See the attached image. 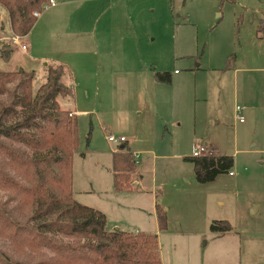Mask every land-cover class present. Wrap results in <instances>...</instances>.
Listing matches in <instances>:
<instances>
[{
	"label": "rangeland",
	"instance_id": "rangeland-1",
	"mask_svg": "<svg viewBox=\"0 0 264 264\" xmlns=\"http://www.w3.org/2000/svg\"><path fill=\"white\" fill-rule=\"evenodd\" d=\"M137 1V19L106 25L129 39L123 45L128 57H121V69L110 74L109 82L87 81L84 73L92 72L94 79L103 75L102 54L84 56L83 61L68 48L84 43L78 42L79 32L88 27L78 19L58 31L40 25L31 31L35 42L47 40L62 59L72 61L75 102L72 95L61 96L60 102L76 107L73 197L107 209L110 220L133 208H154L146 217L155 219L146 225L158 235L163 263L171 257L174 264L173 253L183 248L191 252L188 259L198 258L199 251L203 264H264V0ZM52 7L42 8L38 18ZM2 13L6 9L0 4V45L14 32ZM53 36L59 43L62 37L68 39L57 46ZM103 47L97 42L91 50ZM51 49L43 51L54 53ZM7 65L0 60V68ZM155 70H169L174 78L159 85ZM109 133L123 134L138 152L130 190L113 186L111 157L119 142L109 141ZM198 143L208 145L211 153L231 155L232 173L198 181L188 158ZM116 191H121V200ZM155 201L166 214L164 229L157 225ZM254 202L260 203L256 212L250 210ZM216 219L228 220L230 233L218 236L212 231L210 223ZM1 240L6 242L1 248L12 254V245ZM233 249L234 256H229Z\"/></svg>",
	"mask_w": 264,
	"mask_h": 264
},
{
	"label": "trees",
	"instance_id": "trees-1",
	"mask_svg": "<svg viewBox=\"0 0 264 264\" xmlns=\"http://www.w3.org/2000/svg\"><path fill=\"white\" fill-rule=\"evenodd\" d=\"M46 0H0L11 29L26 35ZM14 45H0V58L9 62ZM46 76L36 88L35 71L0 68V264H162L157 233L109 229L103 211L79 202L72 192V161L78 147L77 118L62 108L59 96L71 95L64 81L68 67L47 62ZM154 76L170 82L169 70ZM83 153V152H82ZM198 181L212 180L231 170L233 157L205 154L188 157ZM134 152L124 143L112 152L115 190L131 189ZM6 194V197L4 195ZM160 229L164 209L156 202ZM216 233L232 230L226 219L212 220ZM24 248V250H23Z\"/></svg>",
	"mask_w": 264,
	"mask_h": 264
},
{
	"label": "crops",
	"instance_id": "crops-1",
	"mask_svg": "<svg viewBox=\"0 0 264 264\" xmlns=\"http://www.w3.org/2000/svg\"><path fill=\"white\" fill-rule=\"evenodd\" d=\"M106 2H108V4H105ZM51 6L53 7L49 9L50 11L48 10L49 12L47 13L46 16L45 15L42 16L43 17L42 19L38 18V16L36 17V22L30 29V32L23 36V41L27 43V48L24 49L20 47L19 45H15L17 46V48L13 51V54L6 68L17 69V68L23 67L29 70L33 69L35 71V77H34L33 83H34V87L36 88L45 79L46 63L47 62H61L68 67V70L64 74V81L72 86L71 95L74 98L73 73L69 66V64H72V61H68L69 62L68 64L66 62V59H62L63 58L62 55H60V53H56L58 52L57 50H55L56 47H54V45L52 46L50 42H48L47 40L41 39V43L35 42L31 31L35 27V25L43 26L44 30L46 31L48 28L52 29L54 26L55 28H57L55 30L58 31L62 29L63 27L64 28L70 27L72 22L73 24H75V20L73 19H78V21H80V24L82 26L88 27L87 29L85 28L86 31L82 27L81 28L82 31L79 32V34H81L82 36V39L79 40L78 42H81L84 39V43L82 45H76L74 43H70L69 45H71V47H68V48L69 50H71V52L75 54H81L80 58L83 59V61H85L84 56H87L88 58V57H92L93 53H95L94 56H96V54H102L104 56L103 63L105 64L103 68V75L100 76V78L96 76L94 79L92 76V72L84 69V73L86 72L87 81H91V82L95 81V83H97L98 80L99 81L104 80V82L105 81L109 82L110 74L118 72L121 69V67L117 64L120 61L121 57L122 58L128 57L127 52H125L126 50L123 47V45H124L125 40H129V39L126 38L125 35L122 36L121 32H119L118 30H116L113 33L112 30L106 28V25H111V28H112V26H115V25L117 26L123 21L131 22L132 20L137 19L140 15V7H139L138 1L137 0H59V1L55 0V3ZM2 15H3V18L4 16L8 17L7 13L6 14L2 13L1 16ZM7 21H8L7 23L9 24V27L11 28L9 18H7ZM67 39H68V36L67 38L62 37L61 42L59 43L54 40V36L52 37L53 44H58L57 46L61 44H65ZM97 42H100V43L102 42L104 47L100 51L98 50L95 51L93 49L91 50V47L97 44ZM113 46L115 48H113ZM48 48H52L51 50L54 53H44L43 50H48ZM134 53L135 52H132L129 55H132ZM0 60L2 59L0 58ZM5 63L7 62L5 61ZM14 66H16L17 68H14ZM97 66L98 67L101 66L100 61L98 62ZM175 70L177 69L176 68L174 69V73H176ZM37 76L39 78L36 80ZM173 78L174 77L172 75V79ZM158 83H160L159 85H162V83H168V82L160 81ZM148 95H150V91L148 92ZM60 98L61 96L58 97V102L62 108L70 109L72 112L76 113V107H74V109H72L71 107L67 108L66 106L62 105V102H60ZM71 99L72 98L70 99L63 98V100L72 101ZM73 101L75 102V98L73 99ZM119 135H123V134H119ZM124 143H126L134 153H138L137 151L135 152L133 148H131L126 136H124V140L119 141L118 148H122L124 146ZM121 144L123 145L122 147H121ZM75 156L76 155L74 154L73 159L75 158ZM82 156L85 157L86 154L83 152ZM111 166H112V157H111ZM136 171L138 173V174L136 173V176L138 175V177H141L140 172H138L137 170V167H136ZM74 181L75 179H73V175H72L73 195H74V190H75L73 187ZM134 182H137L138 184L140 181L138 178H136V181L134 180ZM87 188L93 189V187L91 188L90 184L88 185ZM78 190L84 191L85 189H78ZM115 197L117 200H121L123 197L121 195V191H116ZM77 200L85 204L91 203L79 197L77 198ZM115 205L116 207H122L120 203H116ZM259 206H260V203L254 202L252 206L250 207V210L252 211V209L255 208V212H256ZM98 207L103 209L101 210L104 211L106 215L107 227L109 229L116 228V229L130 230V231L139 230V231L149 232L150 229L147 228V225H146L147 221L149 223V220L153 221L155 219L153 218V219L148 220V218L146 217V213L148 212L149 213L148 215H151L152 211H154V208L153 210L149 209L148 211L144 207H139V208L137 207L138 209L133 208L125 216H117L116 218L114 217V219L110 220V214L108 213L110 211H108L107 209L101 206H98ZM155 209H156V201H155ZM153 217H156V216H153ZM230 231L231 230L225 231L222 233H216V232L215 233L218 236H221L226 233H230ZM185 252L183 248L181 250H176L172 255L173 263L174 264H188V260H190L191 264H203V259L200 257L199 251H198V258H192V259L187 258L189 255H191V252L190 254H186ZM231 253L229 254V256L230 255L234 256V249ZM184 254L186 255V257ZM160 258H161L162 264H166L165 262L163 263L162 261L163 252L161 251V246H160ZM170 258L171 257H169L168 264H171ZM197 259H198V262H197Z\"/></svg>",
	"mask_w": 264,
	"mask_h": 264
},
{
	"label": "built area",
	"instance_id": "built-area-1",
	"mask_svg": "<svg viewBox=\"0 0 264 264\" xmlns=\"http://www.w3.org/2000/svg\"><path fill=\"white\" fill-rule=\"evenodd\" d=\"M55 3V0H46L43 2L41 9L44 7H48L49 5H53ZM41 9H37L33 11V14L37 17L40 14ZM23 36L21 34L13 32V34L9 37L13 45H19L20 47L26 49L27 48V43L23 41ZM236 111L237 116L240 120H243V115H242V108L237 105L236 106ZM107 139L109 141L113 142H119L124 140L123 135H114L113 133H109L107 136ZM205 154H213L211 153V150L208 145L203 144V143H198L193 146L192 149V156H199V155H205ZM139 155L138 153H134V162H138ZM229 173H232V170H229Z\"/></svg>",
	"mask_w": 264,
	"mask_h": 264
},
{
	"label": "water",
	"instance_id": "water-1",
	"mask_svg": "<svg viewBox=\"0 0 264 264\" xmlns=\"http://www.w3.org/2000/svg\"><path fill=\"white\" fill-rule=\"evenodd\" d=\"M123 145L121 144V147H122Z\"/></svg>",
	"mask_w": 264,
	"mask_h": 264
}]
</instances>
